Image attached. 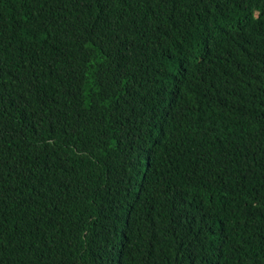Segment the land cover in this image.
<instances>
[{
    "label": "trees",
    "instance_id": "obj_1",
    "mask_svg": "<svg viewBox=\"0 0 264 264\" xmlns=\"http://www.w3.org/2000/svg\"><path fill=\"white\" fill-rule=\"evenodd\" d=\"M220 257L264 264V0H0V264Z\"/></svg>",
    "mask_w": 264,
    "mask_h": 264
},
{
    "label": "rangeland",
    "instance_id": "obj_2",
    "mask_svg": "<svg viewBox=\"0 0 264 264\" xmlns=\"http://www.w3.org/2000/svg\"><path fill=\"white\" fill-rule=\"evenodd\" d=\"M206 223L209 225V236H213L216 235L218 233L222 234V237L219 239H213L211 241L207 240V247L209 248L207 251L208 252H220V250L217 249V244L222 241L225 237V229H224V223L221 221L218 222H212L209 220H205ZM203 222V219H197V220H191V223L189 225V229H193V227L195 226V224L199 223L201 224ZM216 231V234H215ZM207 236V237H209ZM188 241V239L185 240V242ZM228 260V258H227ZM218 264H223L222 262V257H220V260L218 262Z\"/></svg>",
    "mask_w": 264,
    "mask_h": 264
},
{
    "label": "crops",
    "instance_id": "obj_3",
    "mask_svg": "<svg viewBox=\"0 0 264 264\" xmlns=\"http://www.w3.org/2000/svg\"><path fill=\"white\" fill-rule=\"evenodd\" d=\"M165 261V260H164Z\"/></svg>",
    "mask_w": 264,
    "mask_h": 264
}]
</instances>
